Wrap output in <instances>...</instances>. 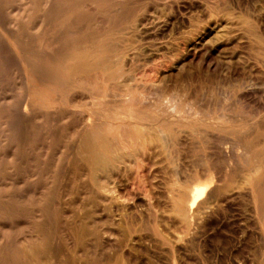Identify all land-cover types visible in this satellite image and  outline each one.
Here are the masks:
<instances>
[{
	"label": "rangeland",
	"instance_id": "374dc122",
	"mask_svg": "<svg viewBox=\"0 0 264 264\" xmlns=\"http://www.w3.org/2000/svg\"><path fill=\"white\" fill-rule=\"evenodd\" d=\"M97 3L99 8L88 10L84 20H74L71 29L107 33L111 25L108 19L114 13L111 7H125L129 13L121 17L112 37L118 44L123 41L121 45L136 39L134 44L141 46L142 57L138 56L135 65L138 84L134 83L133 89L108 82L96 71L62 69L66 78L74 79L80 95L78 102L70 103L65 91L58 95L54 84L41 82L26 71V66L23 69L14 59L0 60V110L9 111L0 120V264H28L21 259L14 261L12 254L33 240L42 244L45 238H49L50 252L43 251L35 264H264V0ZM138 19L158 24L147 20L144 32L142 28L134 31ZM52 26L29 32L36 38L28 47L33 49L32 43L45 47L53 37ZM201 34L207 38L204 49L193 55L188 42ZM69 36L73 41L80 35ZM148 91H166L170 96L169 92L176 98V109L166 112L141 104L140 94L146 96ZM127 92H139V99L126 108L127 112L148 113V119L137 121L150 124L153 131H145L147 126L140 127L136 118H114L110 98L122 101ZM97 96L104 101L101 109L93 105ZM27 98L33 110L20 108ZM160 98L162 102L164 98ZM95 112L106 122L117 120L133 126L131 139L122 140L118 132L116 140L111 132L105 136L107 144L117 146L114 155L124 160L114 172L117 191L113 200L104 199L91 171L81 166L76 156L85 120L92 119ZM158 127L166 135H155ZM149 132L158 136L152 144ZM257 164L260 169L252 171ZM247 174L252 175L250 180ZM246 179L249 183L245 184ZM191 186L208 188L200 201L210 197L207 208L200 216L192 213L187 224L178 217L175 206Z\"/></svg>",
	"mask_w": 264,
	"mask_h": 264
},
{
	"label": "bare ground",
	"instance_id": "6f19581e",
	"mask_svg": "<svg viewBox=\"0 0 264 264\" xmlns=\"http://www.w3.org/2000/svg\"><path fill=\"white\" fill-rule=\"evenodd\" d=\"M169 1V0H168ZM174 1V0H173ZM185 1V0H184ZM121 2V1H120ZM132 2V1H131ZM137 2V1H136ZM154 2V1H153ZM119 3V2H118ZM151 3V2H150ZM177 3V2H176ZM180 3V2H178ZM117 4V3H116ZM152 4V3H151ZM172 4V2H171ZM184 4V3H183ZM125 5V4H124ZM178 5V4H177ZM181 5V4H179ZM194 5V4H193ZM198 5V3L196 4ZM134 6V5H133ZM137 6V5H136ZM157 6V5H156ZM171 6V5H170ZM239 6V5H238ZM127 7V6H126ZM139 7V6H138ZM136 7V9L138 8ZM183 7V6H182ZM99 5L97 3V0H0V60H3V62H9V60L14 59L17 61V65L22 66L23 69L24 66H26V71H29L31 75L36 76L39 78L41 82H44L47 84L52 83L54 84L53 90L60 95L61 91H65L68 95L67 100L70 103H76L80 99V95L76 92L77 85L74 82V79L72 77H65L64 73H62V69H68V70H75L78 73L86 72V71H96L102 74V77H105L108 82L111 83H122L127 86L128 89H133L132 85L135 83L137 80V75L136 73V68L135 65L138 60L139 55V47H137L134 44V41H131L132 38L130 39L129 42L124 43L123 45L116 43V40L112 37L120 24H121V17L123 15L125 16L126 14L129 13L125 7L122 8H116L114 9L111 7V11L114 13L110 15L108 22L111 24L108 28L109 31L106 32H80V31H75L72 30V23L74 20H84L85 19V13L88 12V10H95L98 9ZM129 8V5H128ZM132 8V6H131ZM130 8V10H131ZM146 8V7H145ZM179 8V7H177ZM173 9V8H172ZM134 10V9H133ZM141 10V8H140ZM156 10V9H155ZM177 10V9H175ZM190 10V9H189ZM240 10V9H239ZM245 10V9H244ZM255 10V9H253ZM178 11V10H177ZM181 11V10H180ZM214 10H212L213 12ZM219 11V10H218ZM226 11V10H225ZM96 12V11H95ZM133 12V11H132ZM131 12V15H132ZM137 12V11H135ZM154 12V11H153ZM174 12V11H173ZM217 12V10H216ZM222 12V11H221ZM244 12V11H243ZM250 12V11H249ZM134 13V12H133ZM145 13V12H144ZM143 13V14H144ZM149 13V12H148ZM151 13V12H150ZM157 13V12H156ZM160 13V12H159ZM171 13V12H170ZM211 13V12H210ZM235 13V12H234ZM247 13V11H246ZM136 14V13H135ZM152 14V13H151ZM161 14V13H160ZM167 14V13H165ZM183 14V13H182ZM240 14V13H239ZM251 14V13H250ZM253 14V13H252ZM147 15V14H146ZM149 15V14H148ZM169 15V14H168ZM208 15V14H207ZM206 15V16H207ZM212 15V14H211ZM217 15V14H216ZM229 15V14H227ZM193 16V15H192ZM99 17V16H98ZM143 17V16H142ZM141 17V18H142ZM163 17V16H161ZM167 17V16H166ZM245 17V16H244ZM254 17V16H253ZM256 17V16H255ZM259 17V15H258ZM100 18V17H99ZM130 18V17H128ZM144 18V17H143ZM151 18V16H150ZM154 18V16H153ZM243 18V17H242ZM156 19V18H155ZM184 19V18H183ZM214 19V18H213ZM249 19V18H248ZM128 20V19H125ZM148 19H138L137 22H134V31L138 30L140 31L139 28H145L146 21ZM164 20V19H163ZM260 20V19H259ZM89 21V20H88ZM124 21V20H123ZM148 21H153L152 19H149ZM156 21V20H155ZM153 21V23L155 22ZM166 21V20H165ZM169 21V19H167ZM166 21V23H167ZM172 21V19L170 20ZM183 21V20H182ZM193 21V19L189 20ZM253 21V20H252ZM157 22V21H156ZM155 22V23H156ZM176 22V21H175ZM222 21H220L221 23ZM77 23V21H76ZM88 23V22H86ZM124 23V22H123ZM131 23V22H130ZM129 23V24H130ZM166 23H163V25H166ZM227 23V22H226ZM53 25L52 27L55 29L53 37L50 38L49 40L46 41L45 47L41 48L42 46H38L34 43H32L35 46H32L33 49H30L27 44L31 43L32 38H36V33L34 34L35 36H30L28 34L29 32H38L39 29L47 28L49 25ZM96 24V23H94ZM132 24V23H131ZM152 24V22H151ZM158 24V22H157ZM174 24V23H172ZM183 24V23H182ZM228 24V23H227ZM253 24V22H252ZM256 24V23H255ZM80 25V24H79ZM123 25V24H122ZM163 25L161 24L160 26L163 29ZM206 25V24H205ZM214 25V24H213ZM217 25V24H216ZM220 25V24H219ZM254 25V24H253ZM81 26V25H80ZM79 26V27H80ZM148 26V22H147ZM231 26V25H230ZM244 26V25H243ZM247 26V25H246ZM252 26V25H251ZM260 26V25H259ZM77 27V25H76ZM89 26L87 25V28ZM128 27V26H127ZM130 27V26H129ZM132 27V28H133ZM150 27V26H149ZM152 27V25H151ZM155 27V26H154ZM157 27V26H156ZM155 27V28H156ZM169 27V26H168ZM167 27V28H168ZM198 27V26H197ZM222 27V26H221ZM227 27V26H226ZM229 27V26H228ZM248 27V26H247ZM253 27V26H252ZM126 28V25H125ZM124 28V30H125ZM166 28V27H164ZM171 28V27H170ZM245 28V26H244ZM243 28V29H244ZM255 28V27H253ZM258 28V27H257ZM144 29L141 30L144 32ZM151 29V28H150ZM159 29V30H160ZM205 29V28H204ZM226 29V28H225ZM240 29V28H239ZM242 29V28H241ZM250 29V28H249ZM81 30V29H80ZM83 30V29H82ZM164 30V29H163ZM166 30V29H165ZM180 30V29H179ZM198 30V29H197ZM217 30V29H216ZM220 30V29H218ZM231 30V29H230ZM237 30V29H236ZM248 30V29H246ZM155 31V30H154ZM157 31V30H156ZM155 31V32H156ZM174 31V30H173ZM211 31V30H210ZM213 31V30H212ZM232 31V30H231ZM230 31V32H231ZM234 31V30H233ZM244 31V30H243ZM260 31V30H259ZM130 32V31H129ZM133 32V31H132ZM142 32V33H143ZM146 32V31H145ZM196 32V31H195ZM201 32V31H199ZM235 32V31H234ZM241 32V31H240ZM245 32V31H244ZM258 32V31H256ZM69 33L74 34V35H80L79 38L75 36L72 38L69 36ZM126 33V32H125ZM131 33V32H130ZM137 33V32H136ZM139 33V32H138ZM149 33V31H148ZM165 33V32H164ZM169 33V31H168ZM179 33V32H178ZM191 33V32H190ZM237 33V32H236ZM128 34V33H127ZM146 34V33H145ZM174 34V33H173ZM208 34V32H207ZM228 36V32L226 33ZM29 35V36H28ZM137 35V34H136ZM135 35V36H136ZM231 33L229 34V36ZM236 35V34H235ZM49 36V35H48ZM134 36V35H133ZM134 36V37H135ZM196 36V35H195ZM238 36V34H237ZM236 36V38H237ZM240 36V35H239ZM238 36V37H239ZM261 36V35H260ZM259 36V37H260ZM77 37V38H76ZM122 37V36H121ZM138 37V36H136ZM144 37V36H143ZM192 37V36H191ZM213 37V36H212ZM232 37V36H231ZM262 37V36H261ZM140 38V37H138ZM184 38V37H183ZM216 38V37H215ZM221 38V37H219ZM235 38V36H234ZM242 38V37H241ZM142 39V38H141ZM144 39V38H143ZM190 39V37H189ZM188 39V40H189ZM227 39V38H226ZM126 40L127 39H123ZM139 40V39H138ZM207 40V38H206ZM205 36L204 34L198 35L195 38L189 40L188 46L190 47L192 51H194L193 55L198 52V50L204 49L203 47L205 46ZM218 40V39H217ZM231 40V39H230ZM237 40V39H236ZM242 40V39H241ZM245 40V39H244ZM144 41V40H143ZM264 41V40H263ZM125 42V41H124ZM167 42V41H166ZM184 42V41H183ZM208 44L211 42L210 40L207 41ZM235 42V41H234ZM45 43V42H44ZM148 42H146L147 44ZM150 43V42H149ZM214 43V40L212 42ZM236 43V42H235ZM234 43V44H235ZM40 44V43H39ZM151 44V43H150ZM167 44V43H166ZM171 44V42H170ZM169 44V46H170ZM207 44V45H208ZM238 44V43H237ZM242 44V43H241ZM119 45V46H118ZM121 45V46H120ZM145 45V44H144ZM158 45V44H157ZM172 45V44H171ZM179 45V44H178ZM177 45V46H178ZM210 45V44H209ZM209 45L207 46L209 49ZM218 45V44H217ZM232 45V43H231ZM236 45V44H235ZM148 46V45H147ZM184 46V45H183ZM31 47V45H30ZM49 47H53L52 51L48 50ZM160 47V46H159ZM185 47V46H184ZM158 48V47H157ZM156 48V49H157ZM206 48V47H205ZM224 48V46H223ZM29 49V50H28ZM142 47V51H143ZM166 49V48H165ZM188 49V50H189ZM141 50V49H140ZM151 50V49H150ZM168 50V49H167ZM211 50V49H210ZM216 50V49H215ZM154 51V50H152ZM164 51V50H163ZM166 51V50H165ZM182 51V50H181ZM191 51V52H192ZM146 52V51H145ZM149 52V51H148ZM155 52V51H154ZM162 52V51H161ZM168 52V51H167ZM171 52V51H170ZM188 52V51H186ZM215 52V51H214ZM147 53V52H146ZM189 53V52H188ZM148 54V53H147ZM153 54V53H151ZM156 54V53H155ZM165 54V53H164ZM142 55V53H141ZM143 57H146L145 54L143 53ZM149 55V54H148ZM142 57V56H140ZM198 57V56H197ZM148 57H146L147 59ZM153 58V57H151ZM155 58V57H154ZM158 58V57H157ZM164 58V57H163ZM145 59V60H146ZM149 59V58H148ZM147 59V60H148ZM184 59V58H183ZM7 60V61H5ZM148 64L150 63L147 61ZM163 60V59H162ZM141 61V60H140ZM143 61V60H142ZM157 61V60H156ZM164 61V60H163ZM152 62V61H151ZM147 64V66H148ZM12 65V64H11ZM141 65V64H140ZM145 65V64H143ZM151 65V64H149ZM156 65V64H155ZM162 65V63H161ZM159 66V65H158ZM157 66V67H158ZM175 66V65H174ZM179 66V65H178ZM2 67V66H1ZM13 67V66H12ZM54 67L60 68L58 70L57 68L55 70ZM144 68V66H142ZM172 67V66H171ZM142 68V69H143ZM10 69V68H9ZM138 69V68H137ZM141 69V68H140ZM153 70V68H152ZM21 71V70H20ZM135 71V72H134ZM149 71V70H148ZM157 71V70H156ZM164 71V69H163ZM13 72V71H12ZM71 72V71H70ZM143 71H140V73ZM209 72V71H208ZM206 72V73H208ZM63 75H62V74ZM159 73V72H158ZM169 73V72H168ZM15 74V73H13ZM163 75V74H162ZM161 75V76H162ZM166 75V74H165ZM165 75H163L165 77ZM208 75V74H207ZM11 76V75H10ZM14 76V75H13ZM146 76V75H145ZM144 76V77H145ZM162 76V78H163ZM170 76V75H169ZM5 77V76H4ZM151 77V76H150ZM168 77V76H167ZM230 77V76H229ZM140 78V77H139ZM166 78V77H165ZM169 78V77H168ZM167 79V78H166ZM25 80V79H24ZM10 81V80H9ZM163 81V80H162ZM165 82V81H163ZM12 83V82H11ZM138 84V82H136ZM135 83V84H136ZM10 84V83H9ZM121 84V85H122ZM134 84V85H135ZM29 85V84H28ZM56 85V86H55ZM177 85V84H176ZM164 86V85H163ZM173 86V85H172ZM135 87V86H134ZM140 87V86H139ZM145 87V86H144ZM169 87V86H168ZM138 88V86H137ZM146 88V87H145ZM14 89V88H13ZM143 89V88H142ZM151 89V88H150ZM172 90V88H171ZM170 90V91H171ZM27 91V90H26ZM133 91V90H132ZM142 91V90H141ZM139 91V92H141ZM151 91V90H150ZM158 91V90H157ZM162 91V89H161ZM160 91V92H161ZM137 93H133V95L125 94V97L122 98V101L119 100L117 101V98L112 96L110 98V102L113 103V108L111 109L112 114L114 118H119L121 117H128L131 119H135L137 121V118L143 119H148L149 117L147 115L145 116V111L144 113L142 112H127V109L131 108V104L134 103L137 99ZM144 92V90H143ZM152 94V92L148 91V95H143L144 93H141L140 96H142V99L139 101L141 104L149 107H155L158 106L159 110H164L166 112H173L175 108V103L173 102L174 97L171 98L172 94L167 96V92L163 91L158 94L155 93ZM64 93V92H63ZM108 94V93H107ZM135 94V95H134ZM159 96H158V95ZM128 95V96H127ZM123 96V95H122ZM159 97V98H158ZM163 97L164 100L162 101L164 104H159L162 103L161 98ZM158 98V99H157ZM166 98V99H165ZM182 99V98H181ZM187 100V99H186ZM22 101V100H21ZM107 101V100H106ZM184 101V100H183ZM103 100L99 98L98 96L93 99V105L95 107L100 108L103 105ZM179 102V100H178ZM188 102V101H187ZM23 103V102H22ZM174 103V104H173ZM183 103V102H182ZM190 103V102H189ZM179 104V103H178ZM187 104V103H186ZM21 105V104H20ZM92 105V104H91ZM164 105V106H163ZM90 106V105H89ZM191 106V105H190ZM24 107V111L27 110L28 107L33 110V106L30 103V99L27 98V100L24 103V106H21L20 108ZM141 107V105H140ZM189 107V106H188ZM187 107V108H188ZM16 108V107H15ZM19 108V107H18ZM87 108V107H86ZM127 108V109H126ZM150 108V109H151ZM163 108V109H162ZM12 109V108H11ZM176 109V108H175ZM22 110V109H21ZM49 110V109H48ZM103 110V109H102ZM192 110V108H191ZM16 111V110H15ZM37 111V110H35ZM52 111V110H50ZM55 111V110H54ZM95 111V110H94ZM93 111V112H94ZM97 111V110H96ZM20 112V111H18ZM43 112V111H42ZM45 112V111H44ZM101 111H99L100 113ZM9 111L5 109L0 110V120L5 118L8 115ZM92 113V111H91ZM152 113V112H151ZM159 113V112H158ZM19 114V113H18ZM44 114V113H43ZM97 112L93 113V118L92 119H87L85 120L86 122V128L83 133L82 138L80 139L79 146L76 151V156L78 158V162L81 166L87 167L92 175L94 176L95 180L99 184V190L101 191V194L104 196L105 200H108L107 198L113 200L116 199V184H115V177H114V172L119 168V163H123L124 161L122 157L119 155H114L115 154V149L114 146L111 144H107V139L105 136H107V132H111L113 135V138L117 139V133L118 132L122 137V140H128L132 138L133 135V126L131 125L130 122H119L116 123V121H107L103 120L102 117H97ZM22 115V113H21ZM27 115V114H24ZM19 116V115H17ZM34 116V114H33ZM32 116V117H33ZM60 116V115H59ZM167 116V115H166ZM14 117V115H13ZM25 117V116H24ZM67 117V116H66ZM152 117V116H150ZM188 117V116H187ZM21 118V117H20ZM24 119V118H23ZM22 119V120H23ZM29 119H31L29 117ZM159 119V118H158ZM181 120V119H180ZM14 121V120H13ZM30 121V120H29ZM28 121V122H29ZM159 121V120H158ZM9 122L12 123V121L9 120ZM27 122V121H26ZM139 123V121H137ZM157 122V121H156ZM159 123V122H158ZM157 123V124H158ZM185 123V122H184ZM31 124V122H29ZM136 124V123H135ZM140 124V123H139ZM156 124V125H157ZM160 124V123H159ZM9 125V124H8ZM108 126L105 128V126ZM131 125V129H130ZM152 125H154L152 123ZM13 126V125H12ZM29 126V125H28ZM27 126V127H28ZM31 126V125H30ZM137 125H134V127ZM144 126L145 131H149L152 129L150 127V124L145 125V122L140 124V127ZM160 126V125H158ZM117 127V128H115ZM129 127V128H128ZM140 127H137L138 129ZM192 127V126H191ZM18 128V127H17ZM136 128V127H135ZM134 128V130H135ZM151 128V129H150ZM160 128V127H158ZM157 128V129H158ZM21 129V128H20ZM116 129V130H115ZM118 129V130H117ZM137 129V130H138ZM154 129V128H153ZM153 129L151 131H153ZM5 130V129H4ZM197 130V129H196ZM203 130V129H202ZM54 131V130H53ZM155 131V130H154ZM177 131V130H176ZM194 131V130H193ZM204 131V130H203ZM169 132V131H168ZM167 132V134H168ZM185 132V131H184ZM210 132V131H209ZM208 132V133H209ZM147 133V132H146ZM145 133V134H146ZM154 133V132H153ZM152 132H149L151 135V141L148 138L149 144L154 141L155 135L158 136H164L166 135L165 131L160 128L159 133L153 135ZM156 133V132H155ZM170 133V132H169ZM177 133V132H176ZM196 133V131H195ZM207 133V134H208ZM215 133V132H214ZM132 134V135H131ZM172 134V133H171ZM170 134V135H171ZM192 134V132H191ZM231 134V133H230ZM169 135V134H168ZM174 135V134H173ZM202 135V134H201ZM205 135V134H204ZM212 135V134H210ZM215 135V134H214ZM149 136V135H148ZM147 136V137H148ZM155 136V137H154ZM157 136V137H158ZM172 136V135H171ZM177 136V135H175ZM196 136V135H195ZM8 137V136H7ZM14 137V136H13ZM156 137V138H157ZM207 137V136H206ZM111 138V137H110ZM112 138V139H113ZM204 138V137H203ZM208 138V137H207ZM115 139V140H116ZM158 139V138H157ZM211 138H209L210 140ZM113 140L112 142L114 143ZM134 140V138H133ZM132 140V141H133ZM156 140V139H155ZM165 140V139H164ZM205 140H207L205 138ZM208 140V142H210ZM76 141V140H75ZM144 141L145 138H144ZM217 141V140H216ZM118 142V141H117ZM122 142V141H121ZM126 143V141H124ZM134 142V141H133ZM110 143V142H109ZM131 144V141L129 142ZM139 143V142H138ZM118 144V143H117ZM135 144V143H134ZM148 144V145H149ZM132 145V144H131ZM147 145V144H146ZM163 145V144H162ZM119 146V145H118ZM126 146V145H125ZM164 146H167L166 143ZM135 145H133V148ZM138 147V146H137ZM248 147V146H247ZM250 148V147H249ZM144 150V149H143ZM121 151V148H120ZM127 153L128 150L126 149ZM147 151V150H146ZM145 151V152H146ZM118 152V151H117ZM137 153L134 149V153ZM251 152V151H250ZM260 152V151H258ZM121 152H119L120 154ZM130 155L134 154L133 152L129 151ZM147 153V152H146ZM248 153V151L246 152ZM118 154V153H117ZM124 155V153L122 152ZM245 154V153H244ZM74 155V154H73ZM122 155V156H123ZM136 155V154H135ZM248 155V154H247ZM245 155V156H247ZM251 155V154H250ZM134 156V155H133ZM249 156V155H248ZM259 156V155H258ZM126 157V156H125ZM139 157V156H138ZM142 157V156H141ZM149 157V156H148ZM143 158V157H142ZM211 158V157H210ZM263 158V157H262ZM135 159V158H134ZM236 160V159H235ZM248 160V159H247ZM257 160V159H256ZM240 161V160H239ZM245 161V160H244ZM264 161V160H262ZM261 161V162H262ZM238 162V161H237ZM248 162V161H247ZM76 163V162H75ZM137 163V162H136ZM218 163V162H216ZM220 163V162H219ZM232 163V162H231ZM236 163V162H235ZM258 163V161H257ZM56 164V163H55ZM212 164V163H211ZM247 164V163H246ZM128 165V164H127ZM223 165V164H222ZM225 165V164H224ZM242 165V164H241ZM251 165V164H250ZM254 165V164H253ZM261 165V164H260ZM79 166V165H78ZM141 166V165H140ZM238 166V165H237ZM262 166V165H261ZM219 167V166H218ZM240 167V166H238ZM236 167V168H238ZM256 169H251L252 171L259 170L258 164L255 166ZM253 168V167H252ZM258 168V169H257ZM242 169V168H241ZM215 170V169H214ZM231 170V169H229ZM236 170V169H235ZM234 170V171H235ZM239 170V168H238ZM118 171V170H117ZM116 171V172H117ZM148 171V170H147ZM206 171V170H205ZM220 171V170H219ZM248 171V170H247ZM236 172V171H235ZM208 173V172H207ZM238 173V172H236ZM250 173V172H249ZM199 174V172H198ZM218 174V173H216ZM255 174V172H254ZM222 175V174H221ZM230 175V174H229ZM250 175V174H249ZM248 176L249 180L251 179ZM56 176V175H55ZM224 176V175H222ZM218 177V176H217ZM196 178V177H195ZM264 180V179H263ZM245 181V180H244ZM117 183V182H116ZM231 183V182H230ZM246 183L247 179H246ZM263 184V182H260ZM214 184V183H213ZM211 185V183H210ZM248 185V184H247ZM220 186V185H219ZM58 187V186H57ZM190 188V187H189ZM217 188V187H216ZM227 189V188H226ZM216 191V189H214ZM208 191V188L206 186H201V187H194L189 190L187 194H183L181 198L176 203L175 210L177 212L178 217H180L185 223H189L190 215L192 213H195L196 216H200L202 213V209L206 207L205 205L207 204V200L200 201L199 197L202 194H206ZM181 194V193H180ZM182 195V194H181ZM205 197V195H203ZM118 197V196H117ZM33 198V197H32ZM203 198V197H202ZM123 199V198H122ZM123 202V201H122ZM6 204V202H5ZM8 204V203H7ZM175 205V204H174ZM196 208L195 212L194 210L192 211L193 208ZM194 208V209H195ZM207 208V207H206ZM205 208V209H206ZM123 209V207H122ZM101 211V210H100ZM208 213V212H207ZM211 213V212H210ZM200 214V215H199ZM209 214V213H208ZM175 214V216H177ZM205 215V214H204ZM203 215V216H204ZM200 218V217H199ZM104 219V218H101ZM121 219V218H120ZM195 219V218H194ZM207 219V218H206ZM200 222V221H199ZM3 225V224H2ZM6 226V225H3ZM196 226V225H195ZM41 232V231H40ZM186 233V232H185ZM35 238V237H34ZM39 239V236H36V240ZM86 239V238H85ZM76 240V239H75ZM108 241V240H107ZM29 243V242H28ZM65 245V244H64ZM50 248V241L49 238H45V240L42 242V244H39L37 242H31L29 244H26L25 246L21 247L19 252H15L12 254V258L14 261L16 260H22L28 264H35V260H37L40 257V254L43 253V251H49L47 250ZM110 248V247H109ZM52 252V251H51ZM93 252V251H92ZM10 254V253H9ZM43 255V254H42ZM133 256V255H132ZM9 258L8 256H4ZM11 257V256H10ZM43 258V257H41ZM10 259V258H9ZM11 260V259H10ZM13 261V262H14ZM119 261V260H118ZM11 262V261H10ZM37 263V262H36Z\"/></svg>",
	"mask_w": 264,
	"mask_h": 264
}]
</instances>
